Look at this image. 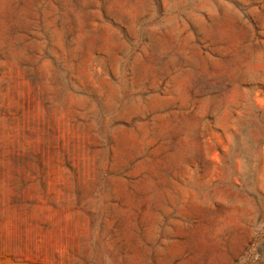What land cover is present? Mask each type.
<instances>
[{"label":"rangeland","instance_id":"obj_1","mask_svg":"<svg viewBox=\"0 0 264 264\" xmlns=\"http://www.w3.org/2000/svg\"><path fill=\"white\" fill-rule=\"evenodd\" d=\"M0 264H264V0H0Z\"/></svg>","mask_w":264,"mask_h":264}]
</instances>
